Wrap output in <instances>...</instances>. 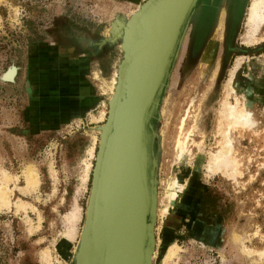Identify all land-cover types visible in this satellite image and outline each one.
Wrapping results in <instances>:
<instances>
[{"label": "rangeland", "instance_id": "rangeland-1", "mask_svg": "<svg viewBox=\"0 0 264 264\" xmlns=\"http://www.w3.org/2000/svg\"><path fill=\"white\" fill-rule=\"evenodd\" d=\"M144 1L0 0V77L16 70L2 77L11 82L0 79V180L3 172L11 177L10 206L0 208V264H73L124 50L119 38L108 41L112 23H124ZM249 2L228 26V0H219L199 33L197 0L170 62L150 121L156 160L150 264H264V19L249 29ZM209 39L212 49L204 54ZM236 68L229 93L225 84ZM224 101L250 111L254 122L232 133V175L206 170L208 152L228 129ZM185 110L183 131L193 129L179 159L174 136ZM28 164L38 185L26 191ZM170 177L184 189L162 220L158 200ZM75 208L79 217L70 224Z\"/></svg>", "mask_w": 264, "mask_h": 264}, {"label": "water", "instance_id": "water-1", "mask_svg": "<svg viewBox=\"0 0 264 264\" xmlns=\"http://www.w3.org/2000/svg\"><path fill=\"white\" fill-rule=\"evenodd\" d=\"M176 1L178 0L144 1L142 11L135 17V13L132 14L124 23L119 22L116 25L118 33L114 37L110 34L108 39L112 42L119 38L121 44V24L125 26L130 23L127 27L130 32L129 49L126 55L121 50L122 58L117 66V73L121 69V80L127 75L126 83L123 91L118 93L116 99L120 95L121 98L118 103L116 100L113 109L110 110L107 102L106 119L100 126H105L103 139L100 146L102 136L99 134L85 205L86 209L92 191L93 217L88 241L90 264H150L156 183V160L152 149L155 134L150 121L156 112L185 19L197 0H187L172 19L160 20L157 12L161 5L169 8ZM148 35L150 38L153 36L155 41L154 47L151 46V51L149 50L150 55L142 47H138ZM143 52L151 60L140 68L143 71L146 67L144 76L137 79V82L130 83L132 86L137 83L138 86L134 97L130 92L134 93L135 85L129 89L128 81L130 73L133 74V69L136 68V58ZM8 69L0 79L11 82L15 73L9 80L2 78ZM111 185H115L114 190ZM115 243L119 246V253L113 260L112 248Z\"/></svg>", "mask_w": 264, "mask_h": 264}, {"label": "bare ground", "instance_id": "bare-ground-1", "mask_svg": "<svg viewBox=\"0 0 264 264\" xmlns=\"http://www.w3.org/2000/svg\"><path fill=\"white\" fill-rule=\"evenodd\" d=\"M186 1L187 0H178L176 2H173L170 4L169 8H167V6L164 4L161 5L160 10L157 12V14H159V16H160V20L162 18H164V19L165 18H171L172 19L174 16V13L181 7V5L184 6ZM165 6H166V9H165ZM142 8H143L142 6L139 7V9H138L139 11H137L134 14V17L136 14H139L142 11ZM193 8H192V10H193ZM164 10H165V12H164ZM192 10H191V12H192ZM191 12L188 14V16L185 19L183 29H184L185 25L187 24V21L189 19ZM219 12L221 13L223 11L219 10ZM215 19H216V25L220 26L222 19L220 18V16L218 14H217V18H215ZM262 19H264L262 0H250L249 7H248V15H247V19H246V22H247L246 24L248 25L249 29L252 31L257 30L258 24L261 21H263ZM112 24L113 25H112L111 32H112V34L116 35L118 33L117 29H116V25H118L119 22L114 21ZM127 24L125 26H122V24H121L122 31L120 33V37L122 39L121 44H122V48L124 49L123 50L124 55H126V51L128 52V49H129L128 39H129L130 32L127 29V27L130 26V23L128 25ZM182 32H183V30H182ZM215 32L216 31L214 30V32H213V34H211V36H213ZM152 37L153 36H151V38H150V36L148 35L147 39L142 41L138 45V47H142L145 50V52H147L148 54H149V50L151 51V48L154 47V45H155V41L152 39ZM210 49H212L211 39L206 41V44H205L204 48L202 49V51L204 54H206L210 51ZM147 53L143 52L140 55V57L138 56L136 58V62H137L136 68L133 69V74L130 73L131 76H130V80L128 81L129 89L133 88V86L135 85V83H134V85L132 86L130 83L136 81L141 76L142 77L144 76L143 72L145 71L146 67L144 68L143 71L140 68L142 65H144V63L147 64L151 60L150 57L147 56ZM236 70H237V68L231 70L229 77H228V80L225 84V91L227 90L229 93L235 92V88L233 86V81H234L233 77H234ZM13 74H14V71L10 70L7 73V77H11V76H13ZM124 76H125V79L121 80L122 75H121V69H120L119 70V77H118L119 78L118 79V85H117V88L114 89V91H116V92H114L115 93V94H113L114 97L110 101V110L113 109V106L117 100L116 98L118 96V93L123 91V88H124L125 83H126V76L127 75H124ZM133 89H134V93H132V92H130V93H131V95L134 94V97H135V93H137V91H138L137 83ZM111 98H112V96H111ZM120 98H121V95H120ZM120 98L118 99L119 101H120ZM118 100H117V103H118ZM179 107H181V106H179ZM110 114H111V111H110ZM221 115L225 116L226 125H227L228 129H227V131L224 132L223 140L221 142H218L215 145L216 147L213 150H210L208 152L206 170H208L209 172H212V173H216V172L220 173L224 169L226 174L227 173L231 174V173L235 172V167H236L235 163L229 159L231 154H232V151H233L232 133L235 130V128H238V127H252L254 125V122H253V118H252L250 111H248L245 108L241 111H239L237 109V102H235L234 104H231L228 101H224L222 104ZM187 116H188V110H185L184 114L179 118V124L177 125L176 130H175L173 148H174V150H176L177 156L179 157V159L184 155V153L186 151V143H187V140L191 134V130L193 129V126H191L189 129L183 131L184 127H185ZM195 119H196V116H195ZM104 128H105V126L101 129V136L102 137H101L100 146H101L102 139H103ZM91 150L92 149H89V151H88L89 155L91 154ZM86 170H87V166L85 167V171ZM22 176L24 179L23 181L25 182V188L23 190L27 191L29 189H34L38 185L37 173H36L35 169L33 168V166H31L29 164L26 165V167L23 168ZM0 181H1V183H0V208L1 207L9 208L10 202H9V198H8L9 191H8L7 185L11 181V177L6 172H3L2 180H0ZM114 183H117V182H114ZM111 187L113 190L115 189V185H111ZM183 189H184V184L177 178H171L170 177V179H167L166 182H164L163 190L161 193V198H160V200H158V207L159 208L157 209V215L160 219L163 220L164 218H166L170 214L174 213V211L177 209V207L179 205V197L182 194ZM92 194L93 193L91 191L90 196H89V200H88V204L86 207V211H85V218H84V224H83L82 232H81V235L79 237L78 245L75 247V250H74L73 255L71 257V259L75 262V264H90V259L88 258L89 257L88 256L89 255L88 241H89V234H90V228H91L92 217H93L92 213H91ZM20 204L23 205L22 202H20ZM20 204L18 205V208L22 207V205H20ZM73 210L74 211L71 213V216L69 217L70 224L75 223L79 217L78 216L79 212H78L77 208H75ZM173 218H174V216H173ZM74 232L75 231L72 228L71 230H69V232L67 231V236H69L70 239H73L74 238V236H73ZM235 240H237V239L235 238ZM118 247L119 246L116 245V243H115L113 248H112L114 250L113 251V254H114L113 260L118 257V253H119ZM173 251H174V248H172V246H171L169 249V254L170 253L173 254ZM43 252H45V251H43ZM45 254H46V252L44 253V255L42 254V256H46ZM171 254H170V256H171ZM169 257H168V259H169ZM166 258H167V256H166ZM42 259H44V257H42Z\"/></svg>", "mask_w": 264, "mask_h": 264}, {"label": "flooded vegetation", "instance_id": "flooded-vegetation-1", "mask_svg": "<svg viewBox=\"0 0 264 264\" xmlns=\"http://www.w3.org/2000/svg\"><path fill=\"white\" fill-rule=\"evenodd\" d=\"M219 0H202L201 12L197 20V27L199 28V33L202 28H204L208 20H210V7H215ZM243 0H228L227 12L224 16L225 22L228 26H233L236 20L238 19V12L242 6ZM206 7V8H205ZM202 32V31H201ZM27 89V88H26Z\"/></svg>", "mask_w": 264, "mask_h": 264}, {"label": "crops", "instance_id": "crops-1", "mask_svg": "<svg viewBox=\"0 0 264 264\" xmlns=\"http://www.w3.org/2000/svg\"><path fill=\"white\" fill-rule=\"evenodd\" d=\"M23 117H24V119H26V117H25V110H24V112H23Z\"/></svg>", "mask_w": 264, "mask_h": 264}]
</instances>
